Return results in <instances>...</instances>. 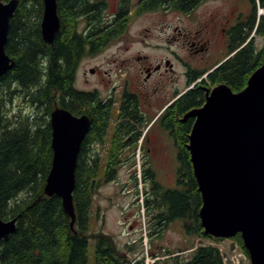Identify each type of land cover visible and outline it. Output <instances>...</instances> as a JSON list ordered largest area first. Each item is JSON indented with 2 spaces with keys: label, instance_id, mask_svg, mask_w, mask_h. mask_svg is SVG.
<instances>
[{
  "label": "trees",
  "instance_id": "16d2710c",
  "mask_svg": "<svg viewBox=\"0 0 264 264\" xmlns=\"http://www.w3.org/2000/svg\"><path fill=\"white\" fill-rule=\"evenodd\" d=\"M204 1L140 0L138 12L171 9L188 13ZM249 1L251 13L229 31L228 54L236 52L202 80L203 86L226 83L239 92L262 65L264 49L258 50L255 36L251 35L255 33L264 38V14H258L259 7L264 8V0ZM131 2L119 0L120 10L126 11ZM57 4L61 25L52 45L43 39L41 33L43 0H19L10 20L5 49L15 60V65L0 77V217L4 220L18 217V220L16 231L8 239L0 240V262L89 264V239L92 237L96 240L95 264H146L144 258H129L127 251L117 247L112 235L89 233L93 198L101 184L100 176L104 182L117 178L121 155L138 144L142 130L127 141L136 119V102L130 101L129 107L121 106L119 123L112 131L107 162L103 164L100 153L93 151V145L104 143L116 110L110 102L97 98L94 91L79 89L75 81L88 41L99 34L106 36L101 28V15H95L102 1L57 0ZM83 17L90 24L87 36L79 30ZM122 22L119 16L115 23L119 25L113 28L108 39L116 38L122 32ZM203 73H195L189 82ZM205 87L198 84L187 90L160 118L163 129L170 132L178 149L177 186L166 188L156 180L150 167L143 169V178L152 183V194L146 198V204L156 210L154 220L160 226L157 232L180 219L187 235L215 238L204 233L199 217L203 199L187 148L194 119L180 120L189 110L203 105ZM16 99H22L32 110L13 109L12 103ZM56 107H64L75 115L87 114L92 122L76 168L74 229L61 197L48 196L44 190L53 158L50 114ZM146 126L147 123L143 125ZM235 239L248 255L240 235ZM126 247L132 250L134 243L126 244ZM189 249H192L191 254L186 258L180 254L168 257L173 253L170 250L162 255L152 253L154 257L164 256L152 264H224L220 249L214 245Z\"/></svg>",
  "mask_w": 264,
  "mask_h": 264
},
{
  "label": "water",
  "instance_id": "95a60500",
  "mask_svg": "<svg viewBox=\"0 0 264 264\" xmlns=\"http://www.w3.org/2000/svg\"><path fill=\"white\" fill-rule=\"evenodd\" d=\"M18 4L0 0V77L15 65L5 46ZM60 25L57 0H43V39L52 45ZM189 118L194 123L187 148L203 199L199 217L204 233L215 238L240 235L251 264H264V61L239 92L226 83L207 88L203 105L181 120ZM91 123L87 114L75 115L64 107L50 114L53 158L44 190L61 197L73 229L76 168ZM17 220L0 217V240L16 231Z\"/></svg>",
  "mask_w": 264,
  "mask_h": 264
},
{
  "label": "rangeland",
  "instance_id": "374dc122",
  "mask_svg": "<svg viewBox=\"0 0 264 264\" xmlns=\"http://www.w3.org/2000/svg\"><path fill=\"white\" fill-rule=\"evenodd\" d=\"M113 5H116V0H109ZM235 7L240 11V15L245 17L251 11V3L249 0H206L198 5L191 12L185 13L175 11L174 14H161L160 12L145 13L140 16H135L130 27L131 37L128 35V40H134L132 52L140 53L141 55H149L152 59L155 56L167 53L166 50L159 49L153 46L170 45L167 40L169 36H177L176 43L171 45V48L177 49L178 52L188 60L194 68L201 70L208 69L216 64L219 60L228 54L224 50L217 56V60L213 62H201L198 55L191 56L188 47L184 44V35L182 32L194 31L195 29H210L216 30V24L222 20L223 13H229L230 9ZM264 9L259 7L258 14ZM165 24V25H161ZM170 24V25H167ZM207 24V26H206ZM170 26V27H166ZM160 26V27H159ZM178 29V31L175 30ZM149 31L139 32L140 30ZM203 29V30H204ZM142 34L141 39L140 35ZM204 35L205 31L203 32ZM219 43H225L224 38L216 33ZM208 37H206L207 39ZM255 42L258 50L264 49V38L255 34ZM126 39V40H127ZM146 45L144 46L143 42ZM172 40V39H171ZM218 46V43L216 44ZM116 48H114V51ZM115 54V53H114ZM111 55V51H106L102 55L88 54L77 69L75 84L79 89L92 90L97 85L95 76H84V71H89L91 67L96 65L107 68L112 74L110 77L114 79L118 73L115 63H108L107 56ZM221 60V61H222ZM186 68L179 64L175 71L179 78L178 88L183 90L187 86L184 71ZM12 108L17 110H32L28 104L22 99H16L12 103ZM151 123L152 128L149 130L148 136L151 140H139L136 146L125 150L121 155L122 164L120 165L117 178L104 182L102 176L100 187L94 193L93 207L89 223V233L94 235L99 232L112 235L114 242L118 248L127 251L129 258L138 259L144 258L146 264H152L158 258L163 259L164 256L154 257L152 253L162 255L164 251L170 250L173 252L170 256L180 254L182 258H186L191 254V247L199 245H214L220 249L223 256L227 258L234 256L236 253H243L247 259L244 264H251L249 254L247 255L239 242L234 238H204L200 236H189L186 234L182 221L177 219L168 224L160 232H157L160 226L154 220L156 210H151V204H146V198L152 194V183L143 178V169L150 167L155 173L156 180L166 188H174L177 186V147L172 138L165 129L162 128L159 122ZM113 127V126H112ZM110 128L104 143L93 145V151L99 149L103 164L108 160L111 143L113 140V128ZM146 130V129H145ZM136 148L135 153H132ZM137 178V180L135 179ZM154 211V213L152 212ZM89 264H95V244L94 238L89 239ZM134 243L132 250L127 249L126 244ZM236 246V250L232 249V245ZM225 257V259H226ZM168 258L167 260H170Z\"/></svg>",
  "mask_w": 264,
  "mask_h": 264
},
{
  "label": "flooded vegetation",
  "instance_id": "af4514ba",
  "mask_svg": "<svg viewBox=\"0 0 264 264\" xmlns=\"http://www.w3.org/2000/svg\"><path fill=\"white\" fill-rule=\"evenodd\" d=\"M95 1H102L101 6L95 12V15H101L103 19L101 28L102 32H106V36L104 37V34H99L96 35L94 39L88 41L86 54L81 58L80 63L88 54L102 55L106 51H111V55L107 56L106 59L108 58V63L116 64L118 73L114 79H111L110 77L112 74L109 70H107V68L96 65L91 67L89 71L85 70L84 76L87 77L91 75L96 77L97 85L91 91L95 92L97 98H101L106 102H110L111 106H113L116 110L115 115L110 120V128L113 126L112 131L115 130L117 124L119 123L121 106L125 104L129 107V102L135 101L136 119L133 121L134 129L128 134L127 141L133 136H136L139 130H142V137L140 138L141 140H151V137L148 136L147 138L148 132L153 126L151 123L155 120L154 123L159 122L162 126L163 122H161L160 118L169 108L173 106V104L182 94L189 90L188 87L191 84L189 81L192 79L195 73L204 71V73L196 78V80L193 82L198 81L196 85L200 84L202 87H205L203 84H201L202 80L205 79L208 74L223 61H225L229 54H227L223 60L221 59L222 61L219 60L216 64L209 67L208 69L201 70V68H194L191 63L178 52L176 48H171V45L176 43L175 41L178 40L177 36L167 37L165 43L169 42L170 45L161 44L153 46L151 44L146 45V42L142 41V34L140 35L142 39L140 43L143 42L144 46L146 47L153 46L166 50L167 53H162L161 55L155 56L152 59L149 55H141L140 53L132 52L131 50L133 48V43L131 42L134 40L129 41L127 38L128 35L130 38H132L130 34V27L133 25L132 20L135 18V16L137 17L145 13L154 12H160L161 14L168 15L174 14L176 10L159 9L139 13L140 0H132L130 7L126 11L122 12L119 7V0H116V5L111 4L109 0ZM250 13L243 17L240 15V11H237V9L233 7L230 9L229 13L222 14V20L215 25L217 28L216 30L204 29L205 27L203 28L204 30L198 28L194 31L190 30L188 32H182L180 30V34L182 36L184 35L183 45L185 44L188 47V53L191 56L196 57L201 55V62H213L217 60L218 55L224 53V50H229L230 29L233 26H236L240 20H246ZM119 16H121L123 20L122 24H120V27H122V32L116 38L108 39L112 35L113 28L119 25L115 24ZM86 19V17L80 18L79 25L80 32L85 36L89 34L90 28V24ZM161 25L163 26L165 24ZM167 25L166 27H170ZM145 29L146 30H140L139 32L150 30L149 28ZM175 30L178 31L176 27ZM204 31L207 33L206 35L203 34ZM216 33L221 35L220 38H224V44L223 42L219 43L217 40L219 37L216 36ZM206 37L208 38L206 39ZM217 43L218 46H216ZM114 48H116L115 51ZM179 64L186 68L184 71V76L186 77L187 86L181 91L178 88L179 78L175 74ZM213 87L214 86H206L205 88L207 90V88ZM131 105H133V103H131ZM182 117H180V120ZM186 121L181 120V122ZM146 123L147 126L143 127V125ZM166 132L170 136V132L167 130ZM170 138L172 137L170 136ZM95 152H99V149H95ZM132 153H135V151H132Z\"/></svg>",
  "mask_w": 264,
  "mask_h": 264
},
{
  "label": "built area",
  "instance_id": "2783aa9c",
  "mask_svg": "<svg viewBox=\"0 0 264 264\" xmlns=\"http://www.w3.org/2000/svg\"><path fill=\"white\" fill-rule=\"evenodd\" d=\"M260 10H262V13H264V9H260ZM252 36H255V33H253L251 35V37ZM232 249L236 250V246L234 244L232 245ZM222 255H223V253H222ZM225 257L226 256H223L224 264H229V263H232V264H244L245 259H247V257L243 253H236L232 257H229V258L226 257V259H225Z\"/></svg>",
  "mask_w": 264,
  "mask_h": 264
}]
</instances>
